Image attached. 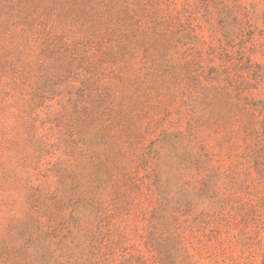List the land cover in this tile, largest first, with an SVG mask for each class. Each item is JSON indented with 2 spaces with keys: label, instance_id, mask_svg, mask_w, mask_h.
<instances>
[{
  "label": "rangeland",
  "instance_id": "1",
  "mask_svg": "<svg viewBox=\"0 0 264 264\" xmlns=\"http://www.w3.org/2000/svg\"><path fill=\"white\" fill-rule=\"evenodd\" d=\"M10 6L0 0V10L7 13L0 14V264H46L33 257L36 244L54 251L48 264H74L67 255L79 257L100 233H109L110 240L127 238L111 257L114 264L139 251L152 264L141 236L161 203L152 223L157 237L177 229L185 239L183 249L200 264H264V0H113L114 16L101 21L104 29L91 32L101 42H123V58L111 65L122 81L101 77L96 88H111L113 94L107 113L78 131L85 100L96 92L85 85L91 76L82 67L66 71L65 58L42 49L51 48L65 31L82 33L90 21L81 19L88 21L84 27L58 26L55 33L50 26L31 32L13 25ZM153 43L166 46L159 50L162 56ZM160 65L172 68L177 84L151 83L147 73ZM210 69L221 85L228 86V78L254 84L244 95L257 104L243 114V102L236 100H223L204 113L190 110L187 76L196 77L199 89L207 85ZM190 118L220 123L200 135L210 156L200 174L190 162L196 143L176 135L185 132ZM248 121L257 131L251 137L243 131ZM79 131L87 139L84 145ZM208 171L217 174L224 210L198 229L191 218L202 211L212 215L214 207L191 197L194 214L179 224L172 221L173 205L166 203L197 191ZM92 182L105 189L103 222L74 206ZM130 185L138 186L132 196L139 202L126 213L123 195ZM118 187L122 196L114 200ZM189 224L192 229L185 228ZM156 244L169 242L163 235Z\"/></svg>",
  "mask_w": 264,
  "mask_h": 264
},
{
  "label": "trees",
  "instance_id": "2",
  "mask_svg": "<svg viewBox=\"0 0 264 264\" xmlns=\"http://www.w3.org/2000/svg\"><path fill=\"white\" fill-rule=\"evenodd\" d=\"M7 1L11 2V6L8 10L10 11L9 17H11L13 25L25 26L28 31L31 32L38 28V26L44 28L50 26L52 31L55 33L58 26L72 25L73 27H76L81 23L80 26L84 27L85 22L90 21L89 27L82 33L79 30L74 32L72 29L65 31L55 38L56 42L54 45L52 44L51 48H44L42 51L43 53L50 52L49 54L51 55L55 54L65 58L66 62L63 63L66 67V71L72 70L75 66L77 69L82 67L85 71L89 72L91 77L86 81L85 85L90 91L95 89L96 92L95 95H93L94 97L91 95L88 96V98L93 97L91 100H88V98L85 100L88 101V106L84 107L83 112L81 113L82 117H79L78 119L79 125L77 127V131L83 127H93L99 118H101L100 114L102 116L106 115L107 107L105 108V106L113 95L111 93L112 90H110L111 88H104L103 90L96 88L101 77L104 78L111 76L115 79L119 77L118 81H122V77L115 73V70L111 67V65H116L114 63L123 58L125 51L123 42L117 39L113 44L112 38H108V41L106 42H101L97 40L94 33L91 32L92 28L104 29L106 25H104L101 21L109 20L108 18L110 15L112 17L114 16L111 12L113 0H5V2ZM0 14L7 15V13H4V11L2 12V10H0ZM81 19H87L88 21H80ZM78 31L82 36L76 35ZM40 33L42 34V30ZM111 33L113 34V32ZM105 44H108V46L104 47ZM151 46L157 48L156 51H158V55L162 56L164 54V51L159 50L161 48H166L165 45H157L156 43H153ZM89 57H92L90 62H88ZM109 61L112 64H106ZM75 62H77V64H75ZM171 69L172 68H168L163 65L151 68V71L147 73V78H150L153 85L160 84L162 86H166L171 83L175 85L180 79L179 76ZM187 74H190V72H187ZM218 76V73H216L214 69H210L206 78L207 85L199 89L196 88L197 83H199L197 82L196 77L192 75L187 76V79L189 78L190 81H192L189 82L190 85L187 87L189 90L187 91V96H189V103H191L190 110L193 111L197 109L201 113H204L210 109H216V107H218L223 100H225V102L236 100L238 103L243 102L242 106L239 107V112L243 114L249 111L248 106H255L257 104L256 101H252L253 99H249V97L244 95L245 89L253 87L254 84H245L243 82L234 83L232 82V79L228 78V86L221 85ZM258 77L257 72L254 71L252 79L256 80ZM230 86L233 88L232 90L234 95L229 92L231 90L229 88ZM181 94L183 96L185 95L184 92ZM101 109L104 110L99 113V110ZM210 125L219 128L220 123L215 122L213 124H209V122L204 121L203 118H190L186 123L185 132L176 133V135L179 136L186 134L196 143L192 149H196L197 152H191L190 162L194 165L199 174L204 171V165L206 164L205 158L208 160L210 157L209 154L204 153V148L200 143L199 138L201 133H203L205 129H208ZM243 131L248 137L257 133L252 121L247 122ZM79 136L81 138V144L84 145L87 139L84 138L82 131H79ZM94 137H97V135H94ZM88 142L90 146H92V135L88 138ZM92 173L93 171L91 170V172L88 173V176ZM215 177H217L215 172L208 171V173L205 174L201 180L200 187L197 191L192 190L189 197H185V199L181 201L174 203L167 202L166 205L168 207L173 205V208L170 209L173 210L170 213L171 220L179 224V220H181V218L185 216H192V214H194L195 206L191 197H197L202 202L207 201V205L214 207V212L212 215H209L208 213H203L202 211L200 213L201 216L195 215L191 218L190 223L197 224L198 229H205L206 225L212 223L210 220H207V218L210 219V217H213L214 214L220 215L224 210L226 201L224 193H221L218 190L219 188H217V185L214 182ZM128 188L129 191L123 195L126 199L124 201L123 210H125L126 213L130 212V209L133 206L135 207L139 202V200L136 201V197L132 196L134 191L138 192V186L130 185ZM231 189H233V186H231L228 190ZM103 192H105V189L102 185L95 187L92 182V186H89L80 192L82 194L76 198L74 206L76 208H80L86 213H90V216H93L94 219H100V222H103L105 219H101V214L105 211L103 206L107 202L105 201V194ZM121 193V188L119 189L118 187L115 189V192L112 193L114 196L113 199L118 200V198L122 196ZM114 200L112 201L114 202ZM216 209L221 211H217ZM160 210H162V203L159 208H154L151 211L148 232L146 235L141 236L144 243L143 247L150 255L149 260L152 261V264H200L199 260L194 258V255L190 254L187 249H183L182 244L185 239L183 234L177 232V229L168 230L161 233L157 237V228L152 223L156 220V215ZM145 217L147 218V216ZM203 217H205V220H202ZM108 218H110V216H108ZM222 218H224L223 213L220 220ZM76 219V216L73 214L71 216V220L75 221ZM187 222L188 220L183 221V223ZM191 224L187 225L185 228L192 229L193 227ZM163 235L169 242V245L165 247L156 244L159 238ZM98 236L99 238H95L94 235L92 240L93 243L86 252L81 253L79 257H76L74 253L68 254L67 259L71 260L75 258L74 264H114L111 261V257H114L117 254L118 250L121 248V243L124 240H127V238L125 237L123 241L110 240L109 233H100ZM194 238L196 237L194 236ZM31 247H33V257L42 262H46V264H48L52 259L54 251L43 248L40 244H36ZM123 251H128V248H124ZM140 253L141 251H139L136 255L130 254L128 258H125L124 261L119 264H148V261L144 259Z\"/></svg>",
  "mask_w": 264,
  "mask_h": 264
}]
</instances>
